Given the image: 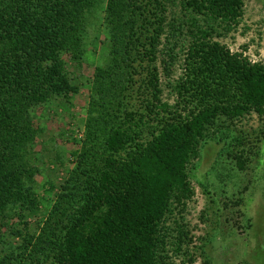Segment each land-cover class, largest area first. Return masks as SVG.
<instances>
[{"label":"trees","instance_id":"trees-1","mask_svg":"<svg viewBox=\"0 0 264 264\" xmlns=\"http://www.w3.org/2000/svg\"><path fill=\"white\" fill-rule=\"evenodd\" d=\"M101 1L0 0V264H170L167 217L192 194L187 165L206 125L218 116H264V64L233 52L195 19L237 25L244 0H107L121 55L110 68L121 95L130 92L138 104L126 96L114 107L113 92L92 99L74 167L30 228L41 205L37 113L53 106L65 113L79 93L62 58L81 54L86 16ZM177 1L194 28L170 104L155 62L168 4ZM139 66L146 74L135 80Z\"/></svg>","mask_w":264,"mask_h":264},{"label":"rangeland","instance_id":"rangeland-1","mask_svg":"<svg viewBox=\"0 0 264 264\" xmlns=\"http://www.w3.org/2000/svg\"><path fill=\"white\" fill-rule=\"evenodd\" d=\"M107 5V0L98 2L86 16L85 28L81 30V54L63 55L66 71L80 87L79 93L71 97L69 110L56 112L58 108L53 106L37 113L39 134L32 155L36 159L33 164L39 169L35 191L41 205L29 218L30 228L51 209L60 185L74 167L71 153L81 147L92 99L105 101L104 96L113 92L118 100L112 104L114 107L126 96L138 104L130 92L121 95L120 75L113 74L110 68L113 57L121 55L107 26ZM168 5L170 25L161 38L155 65L160 73L163 101L175 104V86L184 73L185 45L194 20L179 1ZM195 19L233 52L264 64V0H244L243 16L239 24L231 27L201 15ZM147 64L146 61L142 65ZM133 65L138 67L137 63ZM141 67L135 80L146 74ZM101 83L104 87L98 91ZM187 172L192 194L186 204H175L167 217L168 263L264 264V116L253 112L240 118L213 119L206 125ZM178 246L181 248L176 252Z\"/></svg>","mask_w":264,"mask_h":264}]
</instances>
